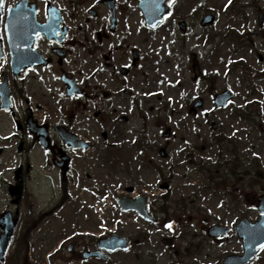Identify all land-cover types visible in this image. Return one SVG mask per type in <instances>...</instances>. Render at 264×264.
<instances>
[{
    "label": "rangeland",
    "instance_id": "374dc122",
    "mask_svg": "<svg viewBox=\"0 0 264 264\" xmlns=\"http://www.w3.org/2000/svg\"><path fill=\"white\" fill-rule=\"evenodd\" d=\"M136 1L132 2L130 10L126 9L121 14V32L122 35L131 36L128 44L135 46L143 57L141 67L130 77L128 88L138 103L135 104L133 98L123 91L112 103H108L110 100L107 104L103 103V109L109 110L113 118L124 114L129 121L124 124L113 121L116 130L123 135L120 147L114 149L118 155L113 154L112 157L111 153L107 157L103 154L92 168L79 170L83 182L82 187L77 184V194L80 192V201L86 205V210L82 215L84 218L78 222L82 226L79 227L81 230L76 232L92 233L94 236L112 232H121L127 236L139 232L149 233L142 224H135L134 218H131V223H123L122 216L117 214L114 194L111 195V192H118L121 186H128L129 183V186L139 184L141 191L149 189L148 184L155 181L152 171L141 170L139 165H133L137 148L131 143L137 138L141 141L143 154L147 153L164 175H173L174 195H171L170 213L176 218L168 223L171 228L158 225L151 229L153 251H137L132 248L130 253H117L110 260L113 264H173L166 252L167 246L164 247L161 242L163 238L175 237L182 250L188 248L191 241L205 244L202 253L196 258L183 260L181 264H219L218 259L224 254L240 250L239 241L231 236L226 241L229 245L220 247L203 237L202 231L214 224L232 228L244 218L255 219V208H252L251 202L259 197L261 191L253 187L252 180L256 178L255 169L258 165L262 166L261 171L264 172V33L254 37L253 41L239 43L237 47L242 44V48L237 55L231 53L233 38L229 39L225 35L229 28L240 32H251L258 28V10L262 9L264 12V0H242L245 9L237 14H233L234 10L229 12L231 7L226 9L228 0H170L169 3L172 2L175 7L172 6L170 15L157 30L144 29L143 16ZM200 5L202 8L199 11H202L195 17L194 12ZM213 8L220 9L215 23L202 29L199 23L201 18ZM181 20L187 22L185 34H181L178 27ZM203 30L215 35L213 42L206 43ZM122 55L121 52L117 53V58ZM259 56L263 57L262 61ZM231 58L245 59L246 66L230 72L227 62ZM128 62L121 63L126 65ZM96 67L94 62L93 70ZM255 70L256 75L253 72ZM215 72L218 74L214 76L212 73ZM210 74L213 75L212 78ZM96 81L94 79L95 83ZM208 84L213 87L212 90ZM105 89L113 90L116 87L109 84L108 87L105 85ZM227 89L235 94V99L227 108L217 109L213 103L212 91L217 94ZM196 98L204 100V107L198 114L188 116V109ZM166 102L170 103L168 109L162 111L161 107ZM234 109L249 116V119L240 121L234 115ZM165 116L169 119L168 125L173 132L170 139H162V132L157 124L158 118ZM1 129L3 135L12 130L10 123H4ZM220 132L225 134L222 146L217 144L215 137ZM100 145H104L101 139ZM159 148L167 149L166 159L159 156ZM233 149H237L241 162L237 176H232L230 172L231 161L236 157ZM13 150L10 147L0 156V215L6 211H16L9 195L8 183L5 185L11 179L6 167L15 158ZM115 157L125 161V165L130 164L135 173L132 169L130 174L120 175L119 178L122 179H119L113 172L114 168L107 165L108 160ZM218 165L221 167L216 170ZM201 166L205 169H201ZM208 169L214 173L210 174ZM246 171H250L251 175H246ZM88 174L91 175V182L87 179ZM220 177L228 179L226 188L215 186ZM122 181L125 182L122 184ZM89 182L88 189L84 191L83 184ZM118 187L120 189L116 190ZM149 191L156 192L151 196L154 198L163 194L156 187ZM231 193L241 195L234 198ZM186 198L191 199L182 204L181 201ZM183 207L187 209L185 215H181ZM159 219L162 222L164 220L163 217ZM60 228L61 225L56 224L51 231L45 227L34 235L28 254L35 262L51 264L52 260L53 264H77L66 247L60 248L65 232V229ZM46 231L51 235L46 237ZM23 232L21 222L12 248L13 253L17 251ZM92 263L99 264L94 261L89 264ZM255 264H264V251Z\"/></svg>",
    "mask_w": 264,
    "mask_h": 264
},
{
    "label": "flooded vegetation",
    "instance_id": "af4514ba",
    "mask_svg": "<svg viewBox=\"0 0 264 264\" xmlns=\"http://www.w3.org/2000/svg\"><path fill=\"white\" fill-rule=\"evenodd\" d=\"M28 1L29 6L35 5L37 17L42 23L47 21L49 3H53L61 10L67 26L65 36L59 34L49 39L39 36L33 44L36 53L33 57L29 55V41L10 42L6 38L3 45L5 72L0 74V82L7 79L11 88L13 111L8 116L12 124L16 125L11 141L21 147L20 155L24 157L17 165L11 190L22 198V207L29 219L30 228L43 218L53 220L65 208L76 206L74 199L68 195H73L77 168L88 166L93 161L92 152L73 150L76 140L69 136L67 142L59 130L64 129L70 135L93 142L89 129L92 123L87 115L93 103L101 97L94 79L102 74L107 78V84L115 87L125 84L124 78L118 74V65L129 60L128 56H132L136 48L127 43L131 36L109 34L111 16L106 0ZM114 1L117 9H122L126 0ZM43 8H46L45 12ZM79 18H82L84 25L94 24L95 27L85 31L84 27L76 26ZM14 52H21L20 59L27 64L42 65L28 67L17 76L13 69ZM119 52L123 53L121 58H117ZM100 61H103V69L97 70L94 75V71L91 72L94 62L98 67ZM137 67L132 57L128 71L131 73ZM71 79L76 81L81 90V94L76 97L68 96ZM108 96L114 98L112 93ZM29 120L37 128L44 127L40 140L28 129ZM133 190L134 194L129 195L130 198L139 197L137 188ZM156 206L154 198L149 197L148 210L152 215L157 214ZM70 228L74 232L72 225ZM77 243L75 239L74 248Z\"/></svg>",
    "mask_w": 264,
    "mask_h": 264
},
{
    "label": "water",
    "instance_id": "95a60500",
    "mask_svg": "<svg viewBox=\"0 0 264 264\" xmlns=\"http://www.w3.org/2000/svg\"><path fill=\"white\" fill-rule=\"evenodd\" d=\"M159 1V2H158ZM145 2H149V0H146ZM163 0H154L155 9L158 13L159 21L162 17L163 13H165L164 9L160 8V5L162 4ZM146 5V3L143 4V8ZM147 14L148 12L145 11ZM231 94L226 93L225 95L218 98V101L220 104L224 105L227 102V99H230ZM263 209V205L261 207ZM264 225V222H263ZM0 227L4 230V234L0 238V260L4 261L5 256L9 250V247L11 245V240L14 235V223L11 222L10 215H4L0 218ZM244 231L242 232V236L248 240L249 242L252 241V245L250 246L249 250L253 251L254 254L258 249H260L264 245V227L262 224H257L254 226L250 225V229L248 231L247 227L244 226ZM215 229H213L214 231ZM254 232V236L251 234V232ZM118 240L110 241L106 245L108 249L117 250L119 247H121L122 244L117 243ZM252 259V257H249L247 261Z\"/></svg>",
    "mask_w": 264,
    "mask_h": 264
},
{
    "label": "snow or ice",
    "instance_id": "6c2138e0",
    "mask_svg": "<svg viewBox=\"0 0 264 264\" xmlns=\"http://www.w3.org/2000/svg\"><path fill=\"white\" fill-rule=\"evenodd\" d=\"M3 0H0V3H2ZM167 227L171 228V224L167 225Z\"/></svg>",
    "mask_w": 264,
    "mask_h": 264
}]
</instances>
